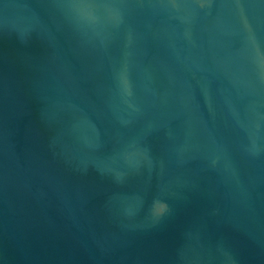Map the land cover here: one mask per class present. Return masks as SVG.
<instances>
[{
  "label": "water",
  "instance_id": "1",
  "mask_svg": "<svg viewBox=\"0 0 264 264\" xmlns=\"http://www.w3.org/2000/svg\"><path fill=\"white\" fill-rule=\"evenodd\" d=\"M0 264H264V0H0Z\"/></svg>",
  "mask_w": 264,
  "mask_h": 264
}]
</instances>
